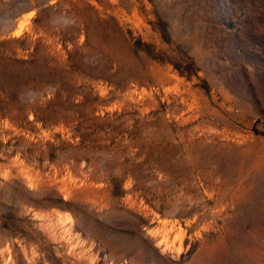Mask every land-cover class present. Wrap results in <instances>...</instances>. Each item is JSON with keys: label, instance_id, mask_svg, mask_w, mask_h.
Masks as SVG:
<instances>
[{"label": "rangeland", "instance_id": "obj_1", "mask_svg": "<svg viewBox=\"0 0 264 264\" xmlns=\"http://www.w3.org/2000/svg\"><path fill=\"white\" fill-rule=\"evenodd\" d=\"M0 264H264V0H0Z\"/></svg>", "mask_w": 264, "mask_h": 264}, {"label": "bare ground", "instance_id": "obj_2", "mask_svg": "<svg viewBox=\"0 0 264 264\" xmlns=\"http://www.w3.org/2000/svg\"><path fill=\"white\" fill-rule=\"evenodd\" d=\"M35 26H37V25H35ZM40 26L38 25V28H39ZM42 31V30H41ZM53 44V43H52Z\"/></svg>", "mask_w": 264, "mask_h": 264}]
</instances>
